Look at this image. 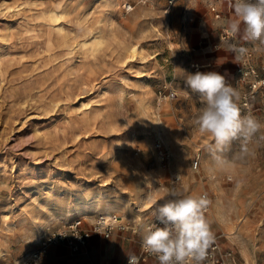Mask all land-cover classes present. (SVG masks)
Returning <instances> with one entry per match:
<instances>
[{
  "label": "rangeland",
  "instance_id": "rangeland-1",
  "mask_svg": "<svg viewBox=\"0 0 264 264\" xmlns=\"http://www.w3.org/2000/svg\"><path fill=\"white\" fill-rule=\"evenodd\" d=\"M227 1L0 0V264H23L45 238L72 221L90 227L106 207L128 226L117 247L115 235L106 246L90 237L76 254L57 244L66 254L53 264H118L161 204L203 195L221 247L238 264H264V85L243 103L244 65L264 82V44L246 40L244 25L223 39L236 19ZM230 43L251 53L247 63ZM197 70L225 75L241 117L260 123L246 146L218 147L199 131L203 102L184 86Z\"/></svg>",
  "mask_w": 264,
  "mask_h": 264
},
{
  "label": "clouds",
  "instance_id": "clouds-1",
  "mask_svg": "<svg viewBox=\"0 0 264 264\" xmlns=\"http://www.w3.org/2000/svg\"><path fill=\"white\" fill-rule=\"evenodd\" d=\"M228 2L236 19L229 23L227 35L235 36L244 25L246 40L264 44V0ZM217 47L220 48V45ZM226 51L232 53L234 61L238 62L247 49L230 43ZM184 86L203 102L196 124L201 133L213 137L216 146H223L237 138H242L246 146L259 131L260 123L256 118L241 117L236 103L239 93L226 81L225 75L197 70L187 74ZM165 191L172 197L177 195L175 188ZM210 203L207 195H203L199 198L170 199L161 204L152 213L155 222L142 225L146 232L142 236V251L155 256L159 264H204L210 247L215 243V235L204 212ZM125 255L127 264H140V256L131 252Z\"/></svg>",
  "mask_w": 264,
  "mask_h": 264
},
{
  "label": "built area",
  "instance_id": "built-area-1",
  "mask_svg": "<svg viewBox=\"0 0 264 264\" xmlns=\"http://www.w3.org/2000/svg\"><path fill=\"white\" fill-rule=\"evenodd\" d=\"M172 3V1L170 2ZM220 14L215 12V18H219ZM233 36L227 35V32H224L223 39H229ZM251 57V53L246 51L242 54V59L245 63L249 61ZM244 70L247 72V75L251 77L249 82V92L244 95V107H249V103L255 97L257 91L264 85L260 79H258L257 73L255 69H253L248 64L244 65ZM159 99H173L175 96L169 90L167 94L163 93L161 90L158 91ZM158 151V156L162 162H166L169 158L168 152L163 148V146L159 143L156 146ZM194 169L198 167V159L193 163ZM175 181H179L178 178ZM205 214L207 213V208L204 209ZM155 222V217L153 216L148 220L146 225L152 224ZM128 230V226L126 223L121 221V218L116 214H110L108 216H98L96 220L92 223L90 227H84L77 221L70 222L65 229L59 231L55 234L50 235L45 238L41 243L40 247L34 250L29 256L26 258L23 264H45L44 257L49 247L63 244L66 248H68L72 253H78L81 248H83L89 238L94 235H100L104 239H109L114 232H125ZM146 235L145 230H143V236ZM175 235V231L173 232ZM142 239L139 245L140 254H136L140 256L141 263L147 261L148 259L154 260L159 264L158 260L155 256L144 253L141 248ZM123 264H127V258ZM204 264H238L234 253L229 249H223L221 247L220 242L215 237V243L210 247L208 258L204 261Z\"/></svg>",
  "mask_w": 264,
  "mask_h": 264
},
{
  "label": "crops",
  "instance_id": "crops-1",
  "mask_svg": "<svg viewBox=\"0 0 264 264\" xmlns=\"http://www.w3.org/2000/svg\"><path fill=\"white\" fill-rule=\"evenodd\" d=\"M228 2V1H227ZM228 6H229V2H228ZM230 7V6H229ZM212 10V12H217V13H219L220 14V11L218 10V8H217V6H216V2L215 3H212L211 5H209V10ZM119 234L120 233H118V232H114V234L109 238V239H105V240H107L106 241V243H105V246L111 241V239L113 238V236L115 235V237H116V241H115V244H116V247H117V240H118V238H119ZM142 236H143V234H142ZM92 237H95L96 239H99V238H103L102 236H100V235H97V234H95V235H93V236H91V238ZM141 239H142V237H141ZM92 240V239H91ZM90 239L87 241V242H89L88 243V246H87V248L89 247L90 249L93 247V244H90V241H91ZM103 240H104V238H103ZM141 241V240H140ZM58 246H60V245H55V246H51V249L49 250L48 249V252L46 253V255H45V257H44V263L45 264H48L47 263V258L49 257V255L48 254H51L52 253V249H53V261H52V264L54 263V261H55V259L56 258H60L62 255H64V254H66V250H68L67 248H65V247H62V246H60L61 248H62V250H61V252L58 254V252H57V248H58ZM86 247V245L83 247V248H85ZM66 250H65V249ZM83 248H81L80 249V251L79 252H81V250L83 249ZM106 250V249H105ZM138 250L139 249H137V251L134 253V254H137V252H138ZM70 251V250H69ZM107 251V250H106ZM114 251V249L112 250V251H108V252H110V253H112ZM78 252V253H79ZM64 253V254H63ZM72 253V252H71ZM73 254H76V253H73ZM125 260H126V255H124L122 258H120V260H119V263L118 264H123L124 262H125ZM141 264H157V262L156 261H154V260H151V259H148L147 261H145V262H143V263H141Z\"/></svg>",
  "mask_w": 264,
  "mask_h": 264
},
{
  "label": "bare ground",
  "instance_id": "bare-ground-1",
  "mask_svg": "<svg viewBox=\"0 0 264 264\" xmlns=\"http://www.w3.org/2000/svg\"><path fill=\"white\" fill-rule=\"evenodd\" d=\"M94 39V38H93ZM128 50L126 51V52H128L129 53V55L131 54L132 56L130 57L131 58V60H132V58H134V56L136 55V53H137V49H136V47H129V48H127ZM149 185V184H148ZM100 212H102L103 214H105L106 216H108V214L110 213V212H112V208L111 207H106V208H104V209H102ZM101 214V213H100ZM121 217V216H120ZM122 221V220H121ZM143 224V223H142ZM238 229V226H235L229 233H228V235L230 236V237H234V235L236 234V230ZM233 235V236H232ZM137 254H140V252L139 253H137Z\"/></svg>",
  "mask_w": 264,
  "mask_h": 264
}]
</instances>
